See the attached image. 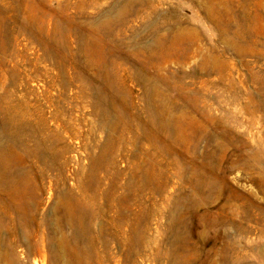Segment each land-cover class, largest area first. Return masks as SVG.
<instances>
[{"label":"rangeland","instance_id":"374dc122","mask_svg":"<svg viewBox=\"0 0 264 264\" xmlns=\"http://www.w3.org/2000/svg\"><path fill=\"white\" fill-rule=\"evenodd\" d=\"M264 264V0H0V264Z\"/></svg>","mask_w":264,"mask_h":264},{"label":"bare ground","instance_id":"6f19581e","mask_svg":"<svg viewBox=\"0 0 264 264\" xmlns=\"http://www.w3.org/2000/svg\"><path fill=\"white\" fill-rule=\"evenodd\" d=\"M37 264V263H36ZM38 264H40V263H38ZM61 264H63V262H61ZM64 264H66V263H64Z\"/></svg>","mask_w":264,"mask_h":264}]
</instances>
